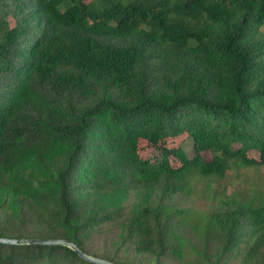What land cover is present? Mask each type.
<instances>
[{
	"label": "trees",
	"instance_id": "1",
	"mask_svg": "<svg viewBox=\"0 0 264 264\" xmlns=\"http://www.w3.org/2000/svg\"><path fill=\"white\" fill-rule=\"evenodd\" d=\"M263 29L264 0H0V238L264 264L262 194L220 183L248 151L264 164ZM185 134L191 154L159 145ZM0 264L94 263L0 243Z\"/></svg>",
	"mask_w": 264,
	"mask_h": 264
},
{
	"label": "rangeland",
	"instance_id": "2",
	"mask_svg": "<svg viewBox=\"0 0 264 264\" xmlns=\"http://www.w3.org/2000/svg\"><path fill=\"white\" fill-rule=\"evenodd\" d=\"M159 145L165 147L166 149L179 147L187 154H191L192 152L191 139L188 138L186 134L174 138H166ZM139 149L143 158H152L156 155L155 153H152L151 146L144 139L139 140ZM202 156L205 158H210L209 152L202 153ZM247 156L253 161L254 164L247 168L240 166L238 167V165H232V168L226 171L224 179L220 181V183H224V186H226L228 183L233 185L232 187H227V190L225 191L226 195H229L233 189H236L238 193H241L248 198L255 194L258 196L260 193L262 194L261 197L264 198V164L259 163V153L255 150L248 151ZM170 165L172 167H177L179 166V162L175 158L170 157ZM203 187L204 185L201 184V181L198 182L197 189ZM202 200L203 198L198 195L193 198L192 204L194 205V209L196 211L205 209L206 204H204Z\"/></svg>",
	"mask_w": 264,
	"mask_h": 264
},
{
	"label": "water",
	"instance_id": "3",
	"mask_svg": "<svg viewBox=\"0 0 264 264\" xmlns=\"http://www.w3.org/2000/svg\"><path fill=\"white\" fill-rule=\"evenodd\" d=\"M0 243L8 244V245H29V244H36V245H61L71 249L75 252L78 257L83 259L86 262L94 263V264H113L111 262L105 261L100 258L89 256L83 253L81 250L78 249L76 245L69 241L65 240H32V239H8V238H0Z\"/></svg>",
	"mask_w": 264,
	"mask_h": 264
}]
</instances>
